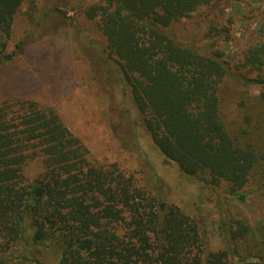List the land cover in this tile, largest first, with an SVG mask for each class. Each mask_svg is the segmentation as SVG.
<instances>
[{"label":"trees","instance_id":"trees-1","mask_svg":"<svg viewBox=\"0 0 264 264\" xmlns=\"http://www.w3.org/2000/svg\"><path fill=\"white\" fill-rule=\"evenodd\" d=\"M25 1L0 0V38H9L20 12L33 19L21 10ZM222 1L95 0L84 10L98 19L101 52L115 62L158 153L183 179L223 191L221 246L211 247L201 222L180 206L158 204L154 174L136 180L94 157L54 108L7 97L0 101V264H264V213L254 219L229 204L264 196V43L249 44L233 65L221 49L180 41L169 29ZM14 55L1 50L0 63ZM240 68L256 74L237 75ZM232 82L259 93L239 101L240 119L230 121L224 88ZM132 123L123 126L131 140Z\"/></svg>","mask_w":264,"mask_h":264},{"label":"rangeland","instance_id":"rangeland-1","mask_svg":"<svg viewBox=\"0 0 264 264\" xmlns=\"http://www.w3.org/2000/svg\"><path fill=\"white\" fill-rule=\"evenodd\" d=\"M93 1L26 0L23 3L21 10L28 9L33 19L28 13L20 12L13 21L9 38H0V51L16 52L12 60L0 63V101L22 97L42 107L54 108L97 159L116 163L143 183L146 174L148 178L154 174L155 188L163 199L158 204L180 206L201 222L203 235L211 247L221 246L217 227L223 191L208 190L195 181L183 179L152 145L115 62L101 52L105 39L98 19H89L84 13ZM53 7L60 8L64 14ZM169 29L180 41L193 42L204 50L221 49L223 57L234 65L242 59V52L249 44L264 43V0H224L202 6L189 17L173 22ZM236 72L246 76L256 74L245 68ZM224 89L230 121L238 116L240 119L239 101L246 98L254 102L259 93L257 86L240 87L233 82ZM129 120L135 123H132L135 129L132 140L123 130V126L128 128ZM229 204L254 219L264 213V196L259 192L251 193L244 202L234 200Z\"/></svg>","mask_w":264,"mask_h":264},{"label":"water","instance_id":"water-1","mask_svg":"<svg viewBox=\"0 0 264 264\" xmlns=\"http://www.w3.org/2000/svg\"><path fill=\"white\" fill-rule=\"evenodd\" d=\"M161 206H162V204H161Z\"/></svg>","mask_w":264,"mask_h":264}]
</instances>
